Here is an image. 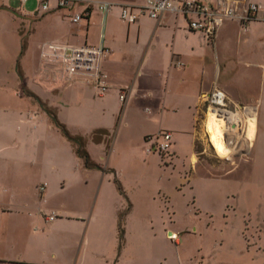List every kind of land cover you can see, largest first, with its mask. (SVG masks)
<instances>
[{"label":"crops","instance_id":"1","mask_svg":"<svg viewBox=\"0 0 264 264\" xmlns=\"http://www.w3.org/2000/svg\"><path fill=\"white\" fill-rule=\"evenodd\" d=\"M89 1L80 0L72 9L55 8L52 1L50 11L31 14L10 8L8 0L0 5L13 19L26 16L57 26L59 31L51 39L96 45L103 30L109 52L102 68L110 83L103 93L86 83L65 89L41 84L35 71L42 42L31 62L16 57L12 71L0 69V264H78L80 260L79 264H90L88 248L84 247L81 257L80 252L86 243L88 247L86 233L96 206L103 210L108 201L110 181H105L100 168L85 165L47 108L71 134L86 138L88 153L95 152L97 157L109 148L105 139L92 138L93 131L110 132L128 104L150 105L161 114L160 122L168 114L174 116L166 130L173 133L175 152L183 135L190 137L193 152L197 106L200 97L215 86L230 100L253 107L256 122L260 108L264 109V101L256 98L264 94V11L247 30L237 20L222 21L215 42L208 43L202 32L188 27L187 17L171 13L160 21L142 16L127 23L116 7L102 29L101 16L92 9L73 23L71 16L83 11ZM108 1L140 4L145 0ZM204 1L216 4L217 0ZM125 86L130 89L122 102L120 89ZM160 127L145 131L144 140ZM43 183L45 190L40 193ZM67 199L86 206L68 205ZM50 211L58 214L51 222L45 216ZM82 213L90 216L89 222Z\"/></svg>","mask_w":264,"mask_h":264},{"label":"rangeland","instance_id":"2","mask_svg":"<svg viewBox=\"0 0 264 264\" xmlns=\"http://www.w3.org/2000/svg\"><path fill=\"white\" fill-rule=\"evenodd\" d=\"M7 3L29 14L40 10L38 0ZM33 20L37 18L13 19L1 8L0 69L12 71L16 57L31 62L38 45L57 35V26ZM256 96L264 101L263 93ZM149 106L122 109L110 134L102 135L109 149L90 156L110 187L104 209L96 206L86 233L89 244L83 245L80 257L86 247L90 264H264V109L252 144L246 130L250 105L227 99L223 108L240 116L226 128L236 127L226 134L229 145L239 141L246 146L230 147L220 157L205 131L210 107L201 97L193 152L190 137L184 135L177 152H148L142 134L154 127L166 130L174 122L172 114L160 122L161 114ZM67 204L86 206L73 199ZM88 207L92 211L94 203ZM82 214L89 222L90 216ZM83 237L84 232L79 248Z\"/></svg>","mask_w":264,"mask_h":264},{"label":"built area","instance_id":"3","mask_svg":"<svg viewBox=\"0 0 264 264\" xmlns=\"http://www.w3.org/2000/svg\"><path fill=\"white\" fill-rule=\"evenodd\" d=\"M5 0H0V5ZM23 5L26 0H19ZM43 12L55 8L72 9L80 0H38ZM116 7H120V18L127 23L138 21L142 16H148L160 21L166 13L188 18V27L204 34L208 43H214L219 24L225 20H237L243 30L248 29L251 21L263 17L264 2L253 0H217L216 4L204 0H145L140 4L119 3L108 0H90L83 11L71 16V21L77 23L88 16L92 9L101 16V28L105 26L106 16ZM100 43L74 44L59 39L43 41L39 46V57L35 71V78L51 89L68 88L75 83H86L94 86L101 93L110 87L109 75L102 68V61L108 54L109 48L105 45V35L100 33ZM178 64H182L178 62ZM130 88L121 87L119 98L125 102ZM203 103L209 107L222 108L227 103L228 96L224 90L215 86L209 93L201 96ZM149 142L147 151L168 153L173 147V133L161 129L155 134L146 136ZM173 150V149H172ZM45 183L39 186L40 193L45 190ZM48 221H54L56 211L45 213ZM176 238V234H168Z\"/></svg>","mask_w":264,"mask_h":264},{"label":"bare ground","instance_id":"4","mask_svg":"<svg viewBox=\"0 0 264 264\" xmlns=\"http://www.w3.org/2000/svg\"><path fill=\"white\" fill-rule=\"evenodd\" d=\"M246 110H249L250 112L247 116V138L253 144L257 133L258 123L256 122V110L250 107H248ZM224 118H226V121L224 120ZM238 119H240L239 113H235L222 108L210 107L208 112L206 113L205 131L207 132L209 142L213 146L217 155H219L220 157L226 156L230 152V147H232V145H229L226 134L231 135L236 131V127L229 131L226 128L229 127V124L233 125L234 123H236ZM233 137H235L236 139L238 138L236 135ZM242 146L246 145H244L243 143L240 144L238 141L234 147L241 148Z\"/></svg>","mask_w":264,"mask_h":264},{"label":"trees","instance_id":"5","mask_svg":"<svg viewBox=\"0 0 264 264\" xmlns=\"http://www.w3.org/2000/svg\"><path fill=\"white\" fill-rule=\"evenodd\" d=\"M47 111L51 115L56 126H58L61 129L62 133L73 143V145L75 146L77 154L84 159L86 166H88V167L95 166L94 163H92V161L90 160V155L85 148L84 137L81 135L71 134L68 131V129L66 128V126L57 119V117L53 111H51L48 108H47ZM109 134H110V132L106 129H98V130L93 131L92 138L95 141H100V140H102V135H109Z\"/></svg>","mask_w":264,"mask_h":264},{"label":"water","instance_id":"6","mask_svg":"<svg viewBox=\"0 0 264 264\" xmlns=\"http://www.w3.org/2000/svg\"><path fill=\"white\" fill-rule=\"evenodd\" d=\"M169 234H172V231H169Z\"/></svg>","mask_w":264,"mask_h":264}]
</instances>
